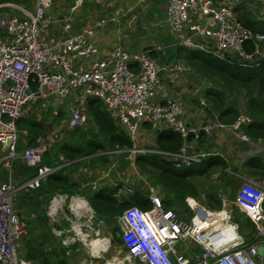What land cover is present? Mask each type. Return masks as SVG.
<instances>
[{"label": "built area", "instance_id": "obj_1", "mask_svg": "<svg viewBox=\"0 0 264 264\" xmlns=\"http://www.w3.org/2000/svg\"><path fill=\"white\" fill-rule=\"evenodd\" d=\"M243 1L168 0L167 16L177 44L247 67L264 61V32H252L239 22L236 8ZM4 3L0 8H19L12 3ZM50 3L51 0H34L32 12L19 8L23 16H3L0 13L1 150L6 146V155L0 157V167L6 168L8 174L12 171L13 160L18 157L15 152V121L22 115L24 106L50 97L61 102L72 98L66 130L87 123L86 105L90 98H97L117 118L132 142L137 139L141 125L150 122L178 133L183 144L190 135L197 138L201 131L225 126L242 142L251 143L250 137L242 130L243 126L251 123L247 115L241 114L226 125L205 124L191 128L185 124L184 112L175 101L169 99L165 104L153 102L151 94L160 83V72L180 70V67L160 63L150 56L149 50L129 52L117 48L100 56L96 43L91 40L92 29L74 32L67 18L63 19V40L53 44L45 41L42 22ZM80 5L77 2L73 10ZM261 15L264 17V8ZM102 22H96L95 26ZM249 45L252 47L250 51L247 50ZM7 141H10L8 146ZM45 149V144H39L22 152L20 157L24 165L37 167V174L23 181L19 188H15L11 179L0 181V264H35L19 255L27 227L14 207L12 194L17 189L38 187L40 181L54 171L41 164ZM114 152L130 153L132 157L147 153L169 156L175 168L179 169L200 164L206 156L190 153L189 146L184 145L172 154L140 148L135 144L129 152ZM261 152L264 164V147ZM108 176L106 172L104 177ZM147 198L151 203L149 208L130 207L117 217L122 231L121 242L129 262L138 259L144 264H264V254L259 255L257 251L258 247H264L263 187L244 180L236 192L237 207L254 225L255 235L250 242L239 234L238 223L232 220L229 211L210 212L194 200L186 199L188 216H179L174 210L164 208L154 186H148ZM68 200L66 194H55L48 215L52 216L57 205L68 203ZM77 200L80 203H76ZM68 207L70 220L74 218L78 222L84 215V201L72 197ZM88 208L87 235L82 233L80 223L73 227L74 233L78 232L84 239L91 237L90 233H98L92 227L94 212ZM69 223L66 234H63L65 230L56 232L57 236H63L61 243L65 248L75 239L71 237ZM96 239L99 246L107 242L104 238ZM188 241L200 247V253L190 258L176 248L177 244L185 245Z\"/></svg>", "mask_w": 264, "mask_h": 264}, {"label": "crops", "instance_id": "obj_2", "mask_svg": "<svg viewBox=\"0 0 264 264\" xmlns=\"http://www.w3.org/2000/svg\"><path fill=\"white\" fill-rule=\"evenodd\" d=\"M68 1L73 3H70L65 9L70 7L71 12H76L83 6L87 7L86 9L88 11L85 20L71 21V19H67L72 24V30L74 32L92 29L91 40L96 43L100 56L106 55L117 48H121L129 52H136L140 50L152 51L156 48H160L161 50L154 55L156 56L155 58L157 61L160 63L165 62L168 64H175V66L180 67V70H163L160 72V83L156 90L151 94V100L153 102L157 104H165V102L169 99L175 101L184 112L182 117L185 121V124L191 128H198L205 124L226 125V123L219 121L217 115L209 112V108L207 106L208 103L205 104V102H208L205 93L207 87L210 86V83L206 82L205 79L193 71L188 61L185 59V55L179 56V58L177 57V59L172 60V48L167 50V46L174 44L176 46L182 47L177 44L176 36L169 23L167 16L168 0ZM246 1L247 8L253 11V14L256 16V18L264 20V17L260 16L261 10L264 8V0ZM4 2L12 3L22 10L28 12H32L34 9V0H0V4H5ZM77 2L78 4L80 2L81 5L73 10V7L77 5ZM19 8L3 6L0 8V13L3 16H23ZM49 8L42 22V37L48 43L53 44L60 39L63 40L64 32L62 30V25L63 19L66 18L64 17L65 14L55 15L49 13ZM101 10L103 11V16L98 19V15H101ZM254 11L257 12L254 13ZM102 20L103 22L100 24V26H95L96 22H100ZM168 53L169 56L166 57L165 55H168ZM236 101L237 107H239L237 97ZM60 103L62 102L52 98L51 115L56 113L57 108H60L61 112H64V110L67 108L66 106H63L62 109L61 105L59 107ZM69 107L70 104L68 106V111ZM238 110L240 111V108ZM27 111L29 110H23V113L26 114ZM240 112L244 114L245 110H241ZM33 115L34 114H31V116ZM38 116L40 117L39 112ZM51 119L53 118L50 117L49 120ZM246 126L247 125L243 127ZM243 127L242 130H244V132L250 137L251 143L242 142L233 136L231 130L226 126L223 128L214 127L207 132L201 131L197 138L194 136H189L190 138L185 140V144H183L184 142L182 139V146H189L190 153L206 154V156L203 157L202 164L203 162H206L207 164L209 162L208 159L212 156H219V160H221V163H218V165L212 164L210 168L206 170V172L193 177V182L196 186V192L194 196L195 198L186 196L184 200H194L201 207L210 212L217 210L229 211L232 214V220L234 222H236L234 218L236 215H238L237 212L239 215H242L239 207H237L235 203L236 199L234 198V194H236L244 180H250L256 185L264 188V172L260 167L254 166L255 164H252L255 158L262 160L261 148L264 147V137L254 138L249 134V131L246 132ZM164 129L167 128L163 125L156 126L150 123L149 126L144 125L139 129L138 137L133 143L135 146L142 148V146L139 145L141 143L139 142L138 144V141L140 140L143 143L141 144L143 145V148H149L148 150H150L151 146L156 141L159 131ZM58 132L59 130H54V133ZM62 135H64L63 130ZM62 135L58 142H68V140L62 139ZM45 141L46 145L52 144L48 140ZM138 155L140 154L135 155V157ZM59 158L61 160H65L62 156ZM87 158L89 157L84 159ZM167 160L173 163L172 159L169 158ZM69 164L71 165L68 166ZM116 166L117 162L115 161H113L108 168H105L95 165V163H90L88 160L83 161V159H75L70 163L64 162L61 165L51 168H53L54 171L56 169H59L60 171L62 168L66 167L65 171L62 172V175L71 178V180H73L72 182H76L80 186L78 189L81 193H76L75 195L68 197V203L72 197L79 198L80 200H85L88 207L94 210L92 208V201L95 197L100 199L114 197L121 202L122 200L127 199L130 194L134 192L135 187H138V189L145 194L148 193L146 187V184H148L150 180V176L148 174L141 173L137 167L136 173L143 174L145 176L143 177L144 180L140 181L139 184L135 182V179H132L133 181L131 183L125 180L122 184V181H120L117 177L119 176L117 175L118 170L115 172V174L111 173V170H114ZM133 166L134 163L131 164L130 168H133ZM192 168L193 167L191 166L185 169L188 171L194 170ZM195 170L200 171L202 169ZM53 172L50 175H52ZM106 172L109 173V176L105 178L104 175ZM154 186L157 188L158 194L162 200V204L164 203L166 206L169 205V207L174 211L181 210L180 215L178 213L179 216L187 215L186 213L188 208L185 201L184 208L181 207V209H178L176 204L173 202L171 203V201H173L172 194H169V196H171L169 200L163 199L162 194L165 190L159 184ZM215 200L218 202L215 203ZM76 203H80L79 200H77ZM208 207H211V209ZM46 210L47 206L45 211ZM94 215L97 217V221H100V223H95V228L93 226L92 227L96 232L101 229V235H99V233H90L91 237L89 239H84L83 236L74 233V241L69 247H66L68 249H65L64 252L60 253L59 257L50 254L47 261L42 263L39 261L37 263L105 264L107 262V264H144L138 259L134 260L132 263L126 259V249L121 242L122 231L119 228L118 223L116 227L113 223L114 219H112L110 222L106 220L107 217H110V214L105 218H100L97 214H95V212ZM100 216L103 217V214H100ZM117 217L118 216L114 217L115 222H117ZM238 226V232L241 235V223H238ZM68 227L65 228V231L68 229ZM113 229L114 234L117 233L116 230L119 229L118 231L120 234L117 235L120 237L119 239L108 232L109 230ZM96 238L101 240L104 238L107 242L104 246H99ZM92 243H96V245H93ZM180 245L181 246H179L178 252L186 257H194L200 253V247L192 245L190 241H188V243L185 245ZM49 246L51 245L46 243L45 250H50ZM60 247L61 246L59 243H57L56 249L59 252L63 251V249H61L62 247Z\"/></svg>", "mask_w": 264, "mask_h": 264}, {"label": "trees", "instance_id": "obj_3", "mask_svg": "<svg viewBox=\"0 0 264 264\" xmlns=\"http://www.w3.org/2000/svg\"><path fill=\"white\" fill-rule=\"evenodd\" d=\"M247 1L244 0L236 8L239 22L251 30L252 32H264V20L257 19L253 14V11L247 8ZM262 17V15H260ZM179 46H177L178 48ZM252 47L249 45L247 50L250 51ZM155 51L151 52V56L155 55ZM100 57V56H99ZM185 59L189 65L197 74L210 83V86L206 89V99L208 100L209 112L217 115L218 119L222 123L230 124L239 115L243 114L237 107L235 94H242V91H246L248 100L244 106V114L251 118V123L243 127L246 132L254 138L264 137V61L252 67L242 66L236 61L232 63L228 60H221L215 56L209 55L200 50H190L185 52ZM30 110L26 114L22 115L15 121L17 129V141L15 145V152L18 154L17 159L12 162L13 176L18 182H23L27 179L34 177L37 174L36 168H27L20 155L22 152L29 148L39 144L46 145V135L49 128L47 127V121L51 114V108H48V112L40 111V117L31 116ZM87 113V126H80L74 128L68 133L67 138L65 134L62 135L63 140H68L65 143H53L49 147L46 145V151L41 156V164L49 167H55L61 165L64 162H72L75 159H83V161H89L95 163L100 167L108 168L110 164L115 161L117 166L111 173L119 169V161H122L123 172L130 169L131 164L134 163L135 169L138 167L139 171L143 174H148L150 179L153 180V184H159L166 194L173 195V202L178 209L184 208V199L186 196L195 198L196 186L193 182L195 175L206 172L212 164L218 165L221 163L219 156H212L208 160L209 162L200 171L194 170H180L175 168L173 163L169 162V156H162L154 153L140 154L134 156L133 162L124 160V153H116L115 150L129 152L133 148V142L126 135L123 127L118 123L117 118L108 112L103 106L102 102L97 98H90L86 105ZM62 116L59 111L54 120L58 122V119ZM49 117V118H48ZM150 122H145L144 125L149 126ZM152 124V123H150ZM244 131V130H243ZM23 137L25 141H23ZM56 140V139H55ZM182 146V138L178 133L169 129L160 130L155 143L151 146L152 150H158L165 153H177ZM6 155L0 148V157ZM64 157L65 160H61L59 157ZM89 157L87 159H84ZM165 158V159H164ZM254 166L260 167L264 172V164L262 160L255 158L252 163ZM69 164L68 166H70ZM193 167V166H192ZM62 168L60 171L56 169L52 175L47 176L40 181L38 187L34 189H23L22 198L20 200V207L17 208V212L20 216H23L21 209H25L26 217V232L29 236L24 257L30 259L35 264L41 261H47L48 256H60L61 252L56 248H51L53 243V235L51 228L48 225V218L45 214L48 201L55 194H64L68 197L80 194L78 183L72 182L71 178L63 176L62 172L65 171ZM4 174L1 175V180L6 179L8 170L3 168ZM20 183V184H21ZM19 184V185H20ZM123 184V182H122ZM92 208L95 214L100 218L107 217V221L110 222L115 219V216H119L122 212L130 207H139L141 209H147L151 206L147 194L140 191L138 187L127 199L121 202L114 197L100 199L95 197L92 201ZM215 203L218 201L215 200ZM166 209H172L166 204ZM185 210V209H184ZM175 212L179 215L181 210ZM103 214V217L100 216ZM28 219V220H27ZM237 222L244 223L245 226L252 227L250 232H244L247 240H250L254 234V225L246 218L245 215H237ZM39 225V227H37ZM240 226V225H239ZM242 230V228H241ZM25 235V237H26ZM24 237V238H25ZM34 242H32V240ZM24 240V239H23ZM48 243L50 250H45V244ZM57 245V243H56Z\"/></svg>", "mask_w": 264, "mask_h": 264}, {"label": "rangeland", "instance_id": "obj_4", "mask_svg": "<svg viewBox=\"0 0 264 264\" xmlns=\"http://www.w3.org/2000/svg\"><path fill=\"white\" fill-rule=\"evenodd\" d=\"M64 2H65V4H64ZM70 3H73V2H70L68 0H51L50 8H49V13H52V14H55V15H60V14L63 15V14H65L64 17L71 19V21H79V20L80 21H83V20H85L86 19V16H87V11H88L86 9L87 7L83 6L78 11L71 12L70 7L67 8V9H65ZM256 12L257 11H254V13H256ZM102 13H103V11L101 10V15H98V19H100V17L103 16ZM104 16H105V14H104ZM169 48H172V53H173L172 60L173 59H177V57L179 58V56H182V55L184 56L185 55V52L188 51V49H189V48L187 49V48H184V47H178L177 48V46L175 44L174 45L167 46V50ZM190 50H197V49H190ZM165 56L166 57L169 56V53H168V55H165ZM206 82H208V81L206 80ZM233 97H237V100L239 102L240 111L241 110L244 111L245 103L248 100L246 91L243 90L242 91V94H238V95L235 94ZM71 103H72V98L69 97L67 100H65L64 102H62V103L59 104V107L61 105L62 109H63V106H66L67 107V108L65 107L66 109L64 110V112H61V109L60 108H57L56 113L55 114H52V115L50 114V116H49V117H52L53 119L48 120L47 123H46L47 124V127L49 128V130H48V134L46 135L45 139L47 138L46 140L50 141V143H52V144L55 143V142L57 143L58 140L61 138L62 130H63V133L64 134L67 131H70V130H66V123H67V121H68V119L70 117V114H71V109H69V111H68V106ZM205 104H207V102H205ZM51 105H52V98L51 97L50 98H44V99H38L36 102H34V103L32 102V103H29L26 106H24L23 110L24 111L31 110V112H30L31 114H34L35 116H38V112H40V111H42V112H48V108H51ZM59 111L62 113V116L58 119V122H56V120H54V117L59 113ZM84 126H86V128H87V126H89V125H86L85 124ZM80 128H83V127H80ZM54 130H59V132L58 133H54ZM16 135H17V129H16ZM67 135H68V133L65 135L66 138H67ZM22 140L25 141V138L23 137ZM139 142L141 144H143L142 141L139 140L138 141V144H139ZM141 144H139V145L143 147V145H141ZM50 145H48V147ZM29 148H31V147H29ZM145 149H149V148H145ZM45 151H46V149H45ZM124 154H126V156H124L125 157L124 158L125 161H128L126 159H129L130 162H133L134 157H132V155L130 153H124ZM205 165H206V162H203V164L202 163L201 164H196V165L193 166L192 169L199 170V169L204 168ZM122 166H123L122 161H119V167H120V169H118V172H117V175H119V176H117V175L116 176L118 177V179L120 181L124 182L125 180H127L129 183H131L135 179V182L137 184H139L140 181L144 180L143 177H145V176L143 174H141V173H138L137 174L136 173L137 171H136V169H135L134 166H133V168H130V169L126 170L124 173H122L123 170H124V168H121ZM180 170H184V168L183 169H180ZM3 174H4V171H3V168L1 166L0 167V177ZM9 179L12 180L13 184L16 186L15 188H19L18 186H19V184L21 182L16 181V179L13 176V172L12 171H11L10 174L7 175L6 179L1 180V178H0V181H7ZM148 186H151V187L154 186L152 184V180L151 179L149 180L148 184H146L147 191H148ZM22 191H23V189H19V190L17 189L12 194V200L14 202L15 209H17V208L20 207V200L22 198V193H21ZM107 195H108V193H107ZM235 195L236 194H234V198H235ZM53 197L48 202V205H47V207H48L47 214H46V211H45V214H46V216L48 218V225L50 226V228L52 227V235L54 234L53 235V239H54L53 241L54 242L56 241L57 243H59V245L62 247V248L61 247L60 248L65 251V249H68V248H65L61 244V240L62 239H59L58 238V236L56 235V232L58 230H61V229H64L65 230V228H67L68 225L70 227V223H69V221H70L71 222V229H70V231L72 233V236L71 237H74L73 227H75L77 225V223H80L81 224V226H82L81 227L82 228V233L87 235V233H86V229L87 228L85 226V223H87V217L89 216V208H88V205H87L86 201L83 200L84 203H85L84 215H83V217L78 222H76V220H74V218H73V220H70V213H69L68 203L66 201L65 202H60L57 205L55 212L52 213V216H50V215H48V211H49V205H50L51 200L53 199ZM162 198L163 199H166V200H169L171 198V196H169L168 194H166L163 191ZM208 208L211 209V207H208ZM21 210H22L21 213L23 214V216H20L19 215V217H20L21 220H23L26 223V221L24 220V217H26V218H28V217L26 216L25 213H23V211L25 212V209H21ZM237 214L239 215L238 212H237ZM242 215H244V214L242 213ZM236 216H235L234 220L237 222ZM96 221H97V217L94 215V217L92 218V226L94 228H95V223H98V224L100 223V221H97V222ZM113 223L117 227V222H115V219H114ZM63 224H64V226H63ZM38 227H39V225H38ZM241 228H242L241 233H244V232L249 233L252 227L245 226V224L242 223L241 224ZM118 230H116L117 233H115V234H114V229L113 230H109L108 232L111 233L117 239H119L120 237L117 236V235L120 234ZM101 231H102L101 229L98 231L99 235H101ZM66 233H67V231H65L63 234H66ZM77 234L79 235L78 232H77ZM241 235L245 238L246 241L250 242V240L255 235V229H254L253 237L250 240H247L244 234H241ZM28 238H29V236L26 235V237L22 241V247H21V250H20V253H19L20 256H23L24 253H25V250L24 249L26 247V243H27ZM89 238H90V236L88 237V239ZM31 240H32V242H34L33 239H31ZM56 242L53 243V245H52L51 248H56L57 247ZM71 244H72V242H70L69 245H71ZM176 248L179 249V245L178 244L176 245ZM171 257H172V254H171Z\"/></svg>", "mask_w": 264, "mask_h": 264}, {"label": "water", "instance_id": "obj_5", "mask_svg": "<svg viewBox=\"0 0 264 264\" xmlns=\"http://www.w3.org/2000/svg\"><path fill=\"white\" fill-rule=\"evenodd\" d=\"M191 136L192 135H190V137ZM190 137H188V138H190ZM9 144H10V141H7L6 145L8 146ZM5 149H6V146L3 147L2 151H4ZM257 251H258L259 255H263L264 254V247L263 246L258 247Z\"/></svg>", "mask_w": 264, "mask_h": 264}, {"label": "clouds", "instance_id": "obj_6", "mask_svg": "<svg viewBox=\"0 0 264 264\" xmlns=\"http://www.w3.org/2000/svg\"><path fill=\"white\" fill-rule=\"evenodd\" d=\"M182 47H184V46H182ZM161 50V49H160ZM160 50H156V49H154V50H152V51H150V56H151V52H153V51H155L156 53L157 52H159ZM152 58H154V59H156L155 57H153V56H151ZM58 238L59 239H63V236H58ZM62 244V243H61Z\"/></svg>", "mask_w": 264, "mask_h": 264}, {"label": "bare ground", "instance_id": "obj_7", "mask_svg": "<svg viewBox=\"0 0 264 264\" xmlns=\"http://www.w3.org/2000/svg\"><path fill=\"white\" fill-rule=\"evenodd\" d=\"M215 219H216L217 221H219V218H218V217H215Z\"/></svg>", "mask_w": 264, "mask_h": 264}]
</instances>
